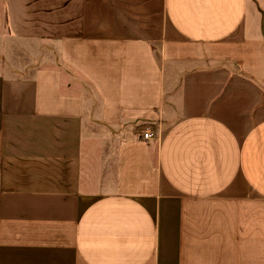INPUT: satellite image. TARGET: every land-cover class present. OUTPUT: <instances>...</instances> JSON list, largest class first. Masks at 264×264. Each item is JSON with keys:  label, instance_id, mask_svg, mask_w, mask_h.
Segmentation results:
<instances>
[{"label": "crops", "instance_id": "0c3cea01", "mask_svg": "<svg viewBox=\"0 0 264 264\" xmlns=\"http://www.w3.org/2000/svg\"><path fill=\"white\" fill-rule=\"evenodd\" d=\"M2 23L43 49L0 62V264H264V0H0Z\"/></svg>", "mask_w": 264, "mask_h": 264}, {"label": "rangeland", "instance_id": "374dc122", "mask_svg": "<svg viewBox=\"0 0 264 264\" xmlns=\"http://www.w3.org/2000/svg\"><path fill=\"white\" fill-rule=\"evenodd\" d=\"M42 49L40 44L14 40L9 34L7 27L2 23L0 34V62L2 74H5L7 77L13 76L14 68L9 67L8 63H11L12 66L17 64L18 69L22 68V74H24L25 71L30 73V70H27L28 65L35 63V61L42 62L39 59ZM28 52H30L28 54L29 57L27 55ZM32 56L34 57L32 58Z\"/></svg>", "mask_w": 264, "mask_h": 264}, {"label": "built area", "instance_id": "2783aa9c", "mask_svg": "<svg viewBox=\"0 0 264 264\" xmlns=\"http://www.w3.org/2000/svg\"><path fill=\"white\" fill-rule=\"evenodd\" d=\"M152 137H153V135L152 134H149V133H147V134L144 135V138L147 139V140L148 139H152Z\"/></svg>", "mask_w": 264, "mask_h": 264}]
</instances>
